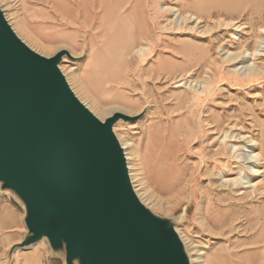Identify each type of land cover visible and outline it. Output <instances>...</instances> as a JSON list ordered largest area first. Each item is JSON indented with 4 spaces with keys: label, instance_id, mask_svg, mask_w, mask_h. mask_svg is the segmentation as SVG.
Returning <instances> with one entry per match:
<instances>
[{
    "label": "rangeland",
    "instance_id": "1",
    "mask_svg": "<svg viewBox=\"0 0 264 264\" xmlns=\"http://www.w3.org/2000/svg\"><path fill=\"white\" fill-rule=\"evenodd\" d=\"M0 7L40 55L70 53L60 69L101 121L133 118L114 132L135 192L174 223L191 264H264V198L247 189L248 181L264 182L248 160L251 138L264 153V0H0ZM233 145L247 159L243 172ZM236 178L245 184L233 187ZM248 191L256 192L242 200ZM0 195V264H66L47 239L19 247L28 236L25 207L1 186Z\"/></svg>",
    "mask_w": 264,
    "mask_h": 264
},
{
    "label": "water",
    "instance_id": "2",
    "mask_svg": "<svg viewBox=\"0 0 264 264\" xmlns=\"http://www.w3.org/2000/svg\"><path fill=\"white\" fill-rule=\"evenodd\" d=\"M31 49L0 7V186L25 207L21 248L47 239L66 264H191L174 223L137 196L115 125Z\"/></svg>",
    "mask_w": 264,
    "mask_h": 264
},
{
    "label": "bare ground",
    "instance_id": "3",
    "mask_svg": "<svg viewBox=\"0 0 264 264\" xmlns=\"http://www.w3.org/2000/svg\"><path fill=\"white\" fill-rule=\"evenodd\" d=\"M140 52H142V51H140ZM91 111H93V110H91ZM224 138H225V140H228V139L231 138V136L228 133H226L224 135ZM250 143H252V145H251V147H252V152L251 153L252 154L249 153L251 155L248 157V160L250 161V164H252V167L249 168V173L252 176H257V177H263L264 178V153L262 151H260V150H262L261 144L257 140H255L253 138L250 139ZM123 149L125 150V148H123ZM232 149H233V152H232V160H234L235 163H237L239 165V169L243 172L244 169H245V165H246L245 161L247 159L244 160V162H243L242 161L243 158L241 157V154L240 155H236L235 154V151L238 149L236 145H233L232 146ZM125 155L127 156L126 153H125ZM126 160L128 161V158H126ZM127 165H128V169H129V174H130L131 182H132L133 188L135 190V186H134V182H133V175L131 173L132 170H131V167L129 166V162H127ZM229 182H231V181H229ZM248 182H249L248 184H252V185H250L249 187H247V189H251V188L255 187L256 190L261 191L262 197L264 198V182H263V184L261 182H251V181H248ZM232 183H233L232 184L233 187H236V188H239V187H241V186H243L245 184L243 182V180L237 179V178L234 179ZM141 185L145 186V183H141ZM144 190L146 192H148L150 190V186H145ZM255 192L254 191H252V192L248 191V192L242 193L240 195H244V197H243L242 200L249 201L250 197ZM254 243H256V242H254Z\"/></svg>",
    "mask_w": 264,
    "mask_h": 264
},
{
    "label": "crops",
    "instance_id": "4",
    "mask_svg": "<svg viewBox=\"0 0 264 264\" xmlns=\"http://www.w3.org/2000/svg\"><path fill=\"white\" fill-rule=\"evenodd\" d=\"M4 201V199H3V197H2V195H0V208L3 206L2 204V202ZM5 202V201H4ZM9 207V205L6 203V204H4V208H8ZM3 208V207H2ZM9 209H10V207H9ZM8 209V210H9ZM6 210V209H5ZM4 211V209H2V210H0V212L2 213Z\"/></svg>",
    "mask_w": 264,
    "mask_h": 264
}]
</instances>
